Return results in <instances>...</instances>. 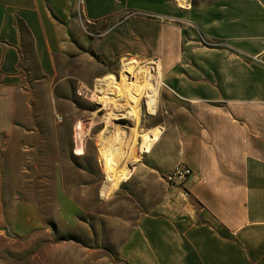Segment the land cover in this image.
Wrapping results in <instances>:
<instances>
[{
  "label": "crops",
  "instance_id": "obj_1",
  "mask_svg": "<svg viewBox=\"0 0 264 264\" xmlns=\"http://www.w3.org/2000/svg\"><path fill=\"white\" fill-rule=\"evenodd\" d=\"M78 2L0 0V135L30 102L29 75L50 90L52 76L80 74ZM82 11L106 32L86 43L106 63L162 60L168 115L123 185L138 213L112 217L136 220L91 264H264V0H84ZM181 164L194 175L167 184Z\"/></svg>",
  "mask_w": 264,
  "mask_h": 264
},
{
  "label": "rangeland",
  "instance_id": "obj_2",
  "mask_svg": "<svg viewBox=\"0 0 264 264\" xmlns=\"http://www.w3.org/2000/svg\"><path fill=\"white\" fill-rule=\"evenodd\" d=\"M81 17L90 31L98 30L84 20L83 11ZM84 33L80 74L75 79L52 76L50 90L36 80V72L29 75L34 88L27 92L30 102L18 107L13 128L0 135V264H91L112 255L107 243H112L114 229L136 220L112 217L138 213L123 185L158 139L160 132L154 130L161 126L156 125L168 116L159 110L163 62L130 56L106 63L86 50V43L96 38ZM148 67L159 83L156 115L147 108L150 86L135 92L122 83L125 71ZM112 84L116 91L122 88L124 100H111ZM136 93L137 116L130 106ZM78 123L83 127V155L76 154ZM103 147L116 154L111 171ZM117 173H126L118 183L110 178Z\"/></svg>",
  "mask_w": 264,
  "mask_h": 264
},
{
  "label": "bare ground",
  "instance_id": "obj_3",
  "mask_svg": "<svg viewBox=\"0 0 264 264\" xmlns=\"http://www.w3.org/2000/svg\"><path fill=\"white\" fill-rule=\"evenodd\" d=\"M151 71H152V67H150V68L148 67V68H145L142 70L129 69V70L125 71L127 76L125 75L124 77H122V83H124L126 86H132V88L135 90V92H139V91L142 92L143 90H145V88H148V86H150L151 91H152L150 93L152 95H150L148 97L149 101H148V107L147 108L149 109L148 111L155 112L156 106H157V92H158L159 83L154 80V77H156V76L153 77ZM109 79L112 80V82H114V79L112 76ZM140 79L142 80V85H140L138 83L140 81ZM114 84H115V82H114ZM117 86L121 87V84H117ZM112 89L114 91L113 95H115L114 96L115 98L111 99L113 102L116 103L118 100L119 101L124 100L125 95L122 91V88H120L118 91H116V89L113 87V84H112ZM112 89H111V91H112ZM101 92H104V93L107 92L108 93L107 89L101 90ZM134 98H136V99H134L130 102V106H131V104L133 105V107L131 109L132 113L137 116V114L139 113V107H138L139 105L138 104H139V100H140V97H138V93H136V96H134ZM99 103L102 106H104V102L100 99H99ZM120 106L122 107L123 105H120ZM150 135H152V134L150 133L149 137H150ZM76 138H77V143H78V148H77L76 154L83 155V153H84L83 145H82L83 127H82L81 123L80 124L78 123V125L76 127ZM104 148L105 147H103V150H102L103 158L107 164V168L109 169V171H111L112 167H113V162L115 160L114 157L116 156V154H114V152H111L110 150L106 151ZM125 176H126V173H124V174L123 173H117L116 175L110 176V178H115L114 182L118 183L121 180L123 181L125 179ZM111 184L112 183L108 184L107 189L108 188L110 189Z\"/></svg>",
  "mask_w": 264,
  "mask_h": 264
},
{
  "label": "built area",
  "instance_id": "obj_4",
  "mask_svg": "<svg viewBox=\"0 0 264 264\" xmlns=\"http://www.w3.org/2000/svg\"><path fill=\"white\" fill-rule=\"evenodd\" d=\"M84 4V0H79V16H82V6ZM82 18V17H81ZM93 24V23H90ZM83 30L92 38H101L105 35L106 32H101L99 30L93 29L90 31L89 26H86L82 23ZM194 175V171L187 165L181 164L178 165L171 174H168L164 177V180L169 185H179L183 186L187 183V181Z\"/></svg>",
  "mask_w": 264,
  "mask_h": 264
},
{
  "label": "trees",
  "instance_id": "obj_5",
  "mask_svg": "<svg viewBox=\"0 0 264 264\" xmlns=\"http://www.w3.org/2000/svg\"><path fill=\"white\" fill-rule=\"evenodd\" d=\"M94 56H96V55L94 54Z\"/></svg>",
  "mask_w": 264,
  "mask_h": 264
}]
</instances>
